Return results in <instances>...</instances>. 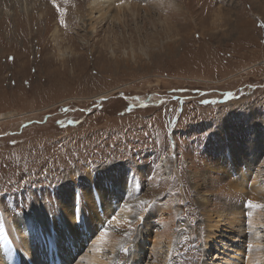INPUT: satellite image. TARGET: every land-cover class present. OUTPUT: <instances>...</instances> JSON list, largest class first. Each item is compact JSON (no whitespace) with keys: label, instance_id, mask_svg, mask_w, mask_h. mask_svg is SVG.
Returning a JSON list of instances; mask_svg holds the SVG:
<instances>
[{"label":"rangeland","instance_id":"rangeland-1","mask_svg":"<svg viewBox=\"0 0 264 264\" xmlns=\"http://www.w3.org/2000/svg\"><path fill=\"white\" fill-rule=\"evenodd\" d=\"M91 1L0 0V237L3 213L30 223L36 202L55 216L90 172L111 177L103 185L115 203L133 209L129 230L122 227L130 233L119 231L107 264H129L136 234L151 230L157 240L156 218L145 217L155 201L172 206L170 194L180 206L167 236L173 247L155 255L146 244L141 264H202L206 213L218 226L206 260L224 264L244 240L237 231L248 236L251 212L264 215V203L250 211L245 201L232 213L236 202L221 194L227 178L251 183L258 174L264 197V0H134L121 23L111 18L121 0L99 4L102 22ZM226 137L247 161L233 166L234 179L220 172ZM233 216L244 225L229 223ZM111 225L109 218L101 229ZM102 234L72 263H53L85 264Z\"/></svg>","mask_w":264,"mask_h":264},{"label":"bare ground","instance_id":"bare-ground-1","mask_svg":"<svg viewBox=\"0 0 264 264\" xmlns=\"http://www.w3.org/2000/svg\"><path fill=\"white\" fill-rule=\"evenodd\" d=\"M109 1L110 0L91 1L89 3L90 14L95 11L100 21L104 19L105 15L103 14V10L98 9V6L100 3L103 4ZM133 2L134 0H121L119 4L115 5L114 14L111 18L120 23L122 20L124 21L126 13L130 12L134 6ZM174 6H177L176 3H174ZM107 8L109 9V7ZM131 57L132 59L134 58L133 53ZM225 134H228V128H225L224 135ZM225 139L230 141V148L220 146L218 147V153L222 158L227 157V169L225 171L219 170L222 175L233 177L234 179L236 177L231 174L233 166L245 165L247 161H244L245 155L241 147L232 144L233 140L229 139V137ZM219 140L223 141L224 138H220ZM251 151L258 152L259 145H256V143L252 144ZM255 159L258 158H253V161L256 163ZM257 163L260 162L257 161ZM260 169L262 170V168ZM170 178L171 175L165 180H169ZM245 178V176H242L239 181L237 179L230 180L231 178H227L229 180L228 183H231L228 185L226 184L227 186L222 188L223 193L221 194L224 200H233L238 203H234L233 207H231L232 213H234V208L239 207V204L242 203L240 201H245L248 204L247 206H249L248 202L251 201L252 204L255 205L253 207L261 205V208L264 203V197L260 195L263 194V189L257 186L259 185V175H255L251 183H249L250 181L247 182ZM86 179L89 184H86L80 196L76 198L72 192H68L61 198L62 202L55 216L49 213V208L45 205L46 203L38 204L36 202H33L32 208L28 213V221L30 223L26 221L14 223V221L8 219L3 213L1 223L4 228V233L3 236L0 237V264H55L53 261L61 258H63L64 261L67 260L72 263L75 259L76 250L86 243L89 247L90 245L88 244H91L90 241H88L90 236L98 231H103V234L96 238L97 240H94L98 242V244L89 249L91 253L87 256L85 264H107L114 254L119 231L122 233L128 232L127 229L122 228L124 226H126L128 230L130 228L128 224H130L133 219L131 217V211L133 210L131 207L132 204H128V202L115 203L117 198H112L110 194L111 190L106 185H103L104 182H110L111 177H103V179H101L95 173L92 174L88 172ZM121 181L126 182V179L122 177L119 182L121 183ZM124 184L122 183V185ZM246 186H248L249 191ZM125 188L128 189L129 187L124 185L123 190ZM193 188L196 190L195 186ZM112 190L114 191L113 188ZM148 191L150 190L148 189ZM150 192L145 198L143 197V199H141L146 206L150 201L147 200L150 196ZM172 192H174V189ZM114 194H116V192H114ZM219 194L220 192H218V195ZM170 195H172L170 198L173 199V202L171 201L173 203L172 206L167 203L168 201L165 202L163 199L157 202L155 201L154 206L150 209V215L145 217L147 220H150L151 216L156 218V230L152 233V236L157 238V240L151 241L148 238L152 232L151 230L146 234H136L135 237L130 240L132 247L130 255L128 254L129 264H141L140 255L146 254V244L149 245L150 251L154 252L155 255L171 251L170 249L173 247L172 243H174L173 237L167 239V236H170L169 231L172 229L171 226L177 225L175 213L180 206L177 204V196L174 194ZM141 201L138 203L137 208L143 206ZM203 204L206 206L208 202L204 203L201 201L200 208L203 207ZM72 205H75V209L71 207ZM85 207L86 210H84ZM137 208L136 210H138ZM249 209L251 211L253 208L249 207ZM249 216V221L247 222V229L249 230L248 236L245 237V229L240 228L241 231L240 229L237 231V238L244 240H242L238 246H232L233 251L228 253L225 260L222 261L224 264H264V248L261 244L262 236L259 232L260 229H264V215L259 214L258 216H253L251 212ZM109 218H112V225L108 226L110 229L105 228L102 230L101 226H103V222ZM205 219L207 231H205L203 237L205 252L202 256V264H214L213 261H207L206 257L209 256L208 252L215 237L214 231L218 229V226L212 224L214 220L211 219L210 213L205 214ZM219 221H221V218ZM228 222L233 223V225L237 227H242V225H244L243 220L239 218L236 219L235 216L231 217ZM215 223L218 224L219 222ZM105 251L107 252L105 253ZM176 257L177 254L174 258ZM174 264H177V259Z\"/></svg>","mask_w":264,"mask_h":264},{"label":"snow or ice","instance_id":"snow-or-ice-1","mask_svg":"<svg viewBox=\"0 0 264 264\" xmlns=\"http://www.w3.org/2000/svg\"><path fill=\"white\" fill-rule=\"evenodd\" d=\"M248 203H249V206H250V207H253V206H255V205H253V204H252V202H251V201H249Z\"/></svg>","mask_w":264,"mask_h":264},{"label":"water","instance_id":"water-1","mask_svg":"<svg viewBox=\"0 0 264 264\" xmlns=\"http://www.w3.org/2000/svg\"><path fill=\"white\" fill-rule=\"evenodd\" d=\"M26 125H28V124H26Z\"/></svg>","mask_w":264,"mask_h":264}]
</instances>
